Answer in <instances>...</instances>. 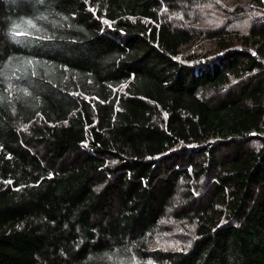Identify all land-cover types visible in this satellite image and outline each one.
<instances>
[{
  "label": "trees",
  "instance_id": "trees-1",
  "mask_svg": "<svg viewBox=\"0 0 264 264\" xmlns=\"http://www.w3.org/2000/svg\"><path fill=\"white\" fill-rule=\"evenodd\" d=\"M160 11L0 0V264H264V28ZM169 211L186 249L151 247Z\"/></svg>",
  "mask_w": 264,
  "mask_h": 264
},
{
  "label": "rangeland",
  "instance_id": "rangeland-1",
  "mask_svg": "<svg viewBox=\"0 0 264 264\" xmlns=\"http://www.w3.org/2000/svg\"><path fill=\"white\" fill-rule=\"evenodd\" d=\"M161 11L159 21H165L174 27H185L194 35L208 33H224L234 37L247 35L249 31L264 28V0H160ZM105 20L102 18V21ZM106 21V20H105ZM107 22V21H106ZM108 23V22H107ZM228 38V37H227ZM204 50L212 51L208 42H200ZM207 46V47H206ZM235 46H244L239 41ZM197 46L192 45L189 49L196 51ZM253 53L255 49L248 48ZM215 50V49H214ZM213 50V51H214ZM199 52V51H198ZM264 65V56L260 59ZM239 83V81H237ZM236 84H233L234 87ZM122 88H120L121 91ZM212 93L211 95H213ZM214 96V95H213ZM251 147H259L260 141L255 140L249 144ZM205 180L203 183L205 184ZM193 195L197 192L191 190ZM163 228L152 239L151 247L154 249L178 250L186 249L193 238L192 226L185 221H176L172 211L167 217L159 222ZM132 264H153L151 261L142 262L140 258H134Z\"/></svg>",
  "mask_w": 264,
  "mask_h": 264
}]
</instances>
